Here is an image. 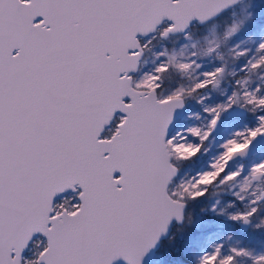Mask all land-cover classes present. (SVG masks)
<instances>
[{
	"label": "snow or ice",
	"instance_id": "6c2138e0",
	"mask_svg": "<svg viewBox=\"0 0 264 264\" xmlns=\"http://www.w3.org/2000/svg\"><path fill=\"white\" fill-rule=\"evenodd\" d=\"M258 6L264 0H0V264H145L208 191L230 197L215 200L213 215L264 230V157L235 164L264 141V38L254 49L229 39ZM225 13L233 22L221 39ZM206 30L215 39L203 53L138 73L157 37ZM189 103L204 123L176 126ZM235 113L255 123L227 136L193 180L178 179L179 162L207 155ZM232 240L213 242L194 264H264V252Z\"/></svg>",
	"mask_w": 264,
	"mask_h": 264
},
{
	"label": "rangeland",
	"instance_id": "374dc122",
	"mask_svg": "<svg viewBox=\"0 0 264 264\" xmlns=\"http://www.w3.org/2000/svg\"><path fill=\"white\" fill-rule=\"evenodd\" d=\"M256 13V20L251 23H246L243 25L236 34H234L231 38V44H240L241 49H254L256 45L260 42L262 38H264V28L260 29L259 26L261 25L260 20L264 19V8L257 7L255 10ZM237 19H240L238 16ZM232 19L230 14L227 15L225 13V17L217 22L216 28V36L223 39L224 33L228 27L232 24ZM211 26H209L210 28ZM208 36V31H204L203 33L194 32L190 38H185L184 36H170L168 38H160L157 37L148 48L144 50L142 56L140 58V62L138 65V73L143 75L145 72L151 71L160 60H167L169 57L174 58L175 62L179 63L184 59L190 57L193 52H201L203 53L210 45V42L213 41L214 37H205ZM148 39V37L140 38L141 43L144 40ZM193 44H196V47L193 48ZM225 52V58L228 60V65L231 68L232 66V59L228 56L227 50H223ZM243 63V61H241ZM230 77L226 76L224 83L221 87H226L230 79ZM218 95V93L214 94ZM186 113L180 119H177L176 126H188V125H202L204 123L203 119L197 121L196 116L201 114V109L195 103H189L186 105ZM248 120L243 121L241 118H237L232 116L229 118L228 121L222 123L221 126L218 128L215 136V143H210L206 145L207 148V155H199L192 159V162H188L187 169L182 170L179 172L178 179L183 180H193L202 170H206L207 164L210 163L211 157L215 156L218 150L219 144L229 136L235 129L242 128L245 124L248 126H252L255 121L252 116H247L243 114ZM264 157V149L255 153L251 158L247 161L237 162L235 164L237 166L243 165L244 167H248L253 164L255 161L260 160ZM210 197V207L215 203V200L218 198H222L223 195L221 194H213L212 191H208ZM60 202V201H58ZM186 225L188 228H192L193 232L196 233V236L201 235L202 233L206 232L212 227L217 226L218 224L211 221H208L206 217H203L202 214H195L193 210L190 214V219L186 220ZM215 238L221 237V231L217 232L214 235ZM36 240H43V237L36 236L33 241ZM33 253V247L30 243L28 251L24 254L26 258H31ZM154 264H160L159 260L155 258L153 261ZM249 264V262H246Z\"/></svg>",
	"mask_w": 264,
	"mask_h": 264
},
{
	"label": "trees",
	"instance_id": "16d2710c",
	"mask_svg": "<svg viewBox=\"0 0 264 264\" xmlns=\"http://www.w3.org/2000/svg\"><path fill=\"white\" fill-rule=\"evenodd\" d=\"M260 22L261 25L259 28L262 29L264 19L260 20ZM228 79L231 80V77ZM204 205V198L192 201L187 205V209L184 214L185 219L183 222L179 225L172 226L170 235L162 239L160 246L157 249L158 258H160L161 262L160 264H194V255H198L201 251L207 250L206 247L207 242H209V233L204 232L201 235L196 236V233L193 232L192 228H188L186 225V220L188 218L190 219L192 210L194 215L202 214L203 217L208 218L210 221L214 218L216 221H220L221 217H217L210 212H205L208 208L204 210L206 208ZM257 238V236L253 235L251 238L252 241L246 240L241 246L248 249L253 255H255L253 248H255L254 245ZM215 242H218V240H215ZM246 262L249 261L245 258L243 260V264H246Z\"/></svg>",
	"mask_w": 264,
	"mask_h": 264
},
{
	"label": "flooded vegetation",
	"instance_id": "af4514ba",
	"mask_svg": "<svg viewBox=\"0 0 264 264\" xmlns=\"http://www.w3.org/2000/svg\"><path fill=\"white\" fill-rule=\"evenodd\" d=\"M186 109V108H185ZM187 112V111H186ZM185 112V113H186ZM185 115V114H184ZM183 115V116H184ZM183 116H181V117H183ZM233 116H235V117H237L238 119L239 118H241L243 121H247L248 119L243 115V113H241V114H239V115H233ZM180 117V118H181ZM179 118V119H180ZM262 149H264V147L262 148ZM262 149L261 150H259V151H262ZM259 151H257V152H259ZM256 152V153H257ZM255 154V153H254ZM254 154H252L251 156H253ZM251 156H249L248 158H245V159H241V160H237V162H241V161H247L249 158H251ZM188 162H192V159L191 160H187V161H182V162H179V169H180V171L179 172H181L182 170H184V169H187V163ZM209 192H207L206 194H205V197H204V201H205V209L204 210H206L207 208L209 209L210 208V202H209V197H210V195L208 194ZM73 194L71 193V192H66V193H64L63 194V197H71ZM221 195H223V197L221 198V200L222 201H227V200H229L230 199V197H228L227 195H225V194H221ZM61 199H62V197L61 196H58V197H56L55 198V202H58V201H61ZM221 206H223V204L221 205ZM205 212H210V211H205ZM211 213V212H210ZM185 214V213H184ZM258 216H260V217H264V208H262L261 209V211L258 213ZM185 218H184V215H183V220H184ZM183 220L182 221H180L179 223H173V225H179L180 223H182L183 222ZM207 220L208 221H210L208 218H207ZM212 221L213 222H215V223H217L218 225L217 226H215V227H212V228H210L209 230H207L206 232L207 233H214V235H216V233L217 232H220L221 231V237L220 238H222V239H220V238H215L214 237V235H212L211 236V238L209 239V242H207V249H208V247H209V245L210 244H212L213 242H215V240H218V241H221V240H223V238H224V236L226 235V234H232V236H233V240L232 241H230L229 242V244H234V243H236V242H239L240 243V245H243L244 243H245V241L246 240H249V241H252V237H253V235H255V236H257L258 238H257V241H255V245H254V247L255 248H253V252L255 253V255H257V254H260V253H262V252H264V230H256V229H254V227L252 226V225H249V226H247V227H242L241 225H239V224H235V223H230V222H228L224 217H221V219H220V221H216L215 220V218L214 219H212ZM257 221L256 220H254L253 221V224H255ZM172 225V226H173ZM172 226H171V228H172ZM170 228V229H171ZM172 230V229H171ZM246 232H247V234H246ZM170 233H171V231H170ZM170 233H169V235H170ZM253 234V235H252ZM168 235V236H169ZM245 235H247V236H245ZM37 236H39V235H37ZM167 236V237H168ZM36 237V236H35ZM34 237V238H35ZM40 237V236H39ZM33 238V239H34ZM164 238H166V237H164ZM164 238H161L160 239V243H161V241H162V239H164ZM160 243H159V246H160ZM30 245V244H29ZM159 246H158V248H159ZM157 248V249H158ZM157 249L155 250V253H154V255H153V257H152V259H151V263L152 264H154V260H155V258L156 259H158L159 260V262H160V258H158V251H157ZM27 251H28V249H27ZM26 251V252H27ZM25 252V253H26ZM161 263V262H160Z\"/></svg>",
	"mask_w": 264,
	"mask_h": 264
},
{
	"label": "water",
	"instance_id": "95a60500",
	"mask_svg": "<svg viewBox=\"0 0 264 264\" xmlns=\"http://www.w3.org/2000/svg\"><path fill=\"white\" fill-rule=\"evenodd\" d=\"M138 39H140V38H144V37H137ZM140 62V61H139ZM185 112H186V109H184V112L183 113H181L180 114V116L178 117V118H180L181 116H183L184 114H185ZM239 114H241V113H235L234 115H239ZM264 147V141H258V143H257V145L256 146H254L253 148H252V150H251V152H249V154L247 155V156H245V157H243L242 159H245V158H248L249 156H251L252 154H254V153H256L257 151H259V150H261L262 148ZM238 160H241V159H238ZM58 197V196H57ZM182 220H183V218H182ZM181 220V221H182ZM175 221H173L172 223H171V225H170V227H169V229H168V231H167V234L166 235H164V236H161L160 237V239L161 238H164V237H167L168 235H169V233H170V231H171V226H172V224L174 223ZM176 223V222H175ZM179 223V222H178ZM37 236V235H36ZM35 237V236H34ZM33 237V238H34ZM160 239H159V241H158V243L156 244V246L153 248V249H151L150 250V252L148 253V256H147V259H146V261H145V264H151V259H152V257H153V255H154V253H155V250L158 248V246H159V243H160ZM29 248V247H28ZM27 251V249L25 250V252ZM25 252L23 253V255L25 254ZM116 264H123V261H117L116 262Z\"/></svg>",
	"mask_w": 264,
	"mask_h": 264
},
{
	"label": "bare ground",
	"instance_id": "6f19581e",
	"mask_svg": "<svg viewBox=\"0 0 264 264\" xmlns=\"http://www.w3.org/2000/svg\"><path fill=\"white\" fill-rule=\"evenodd\" d=\"M173 225V224H172ZM152 264V263H151Z\"/></svg>",
	"mask_w": 264,
	"mask_h": 264
}]
</instances>
